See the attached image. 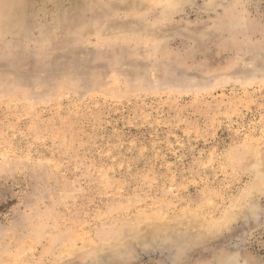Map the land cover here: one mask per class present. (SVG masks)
<instances>
[{
	"label": "rangeland",
	"instance_id": "1",
	"mask_svg": "<svg viewBox=\"0 0 264 264\" xmlns=\"http://www.w3.org/2000/svg\"><path fill=\"white\" fill-rule=\"evenodd\" d=\"M0 264H264V0H0Z\"/></svg>",
	"mask_w": 264,
	"mask_h": 264
}]
</instances>
